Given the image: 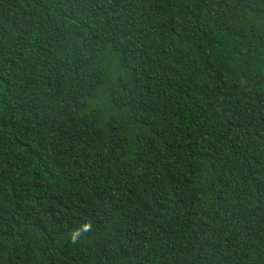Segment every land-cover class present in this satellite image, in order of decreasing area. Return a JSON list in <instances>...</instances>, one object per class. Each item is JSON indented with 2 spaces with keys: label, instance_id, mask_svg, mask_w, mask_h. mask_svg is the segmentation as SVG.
<instances>
[{
  "label": "trees",
  "instance_id": "obj_1",
  "mask_svg": "<svg viewBox=\"0 0 264 264\" xmlns=\"http://www.w3.org/2000/svg\"><path fill=\"white\" fill-rule=\"evenodd\" d=\"M0 264H264V0H0Z\"/></svg>",
  "mask_w": 264,
  "mask_h": 264
}]
</instances>
